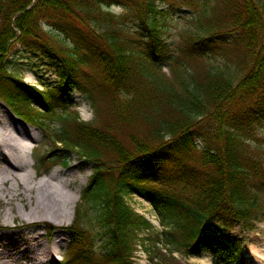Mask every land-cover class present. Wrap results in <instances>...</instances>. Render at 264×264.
Returning a JSON list of instances; mask_svg holds the SVG:
<instances>
[{
    "label": "trees",
    "instance_id": "trees-1",
    "mask_svg": "<svg viewBox=\"0 0 264 264\" xmlns=\"http://www.w3.org/2000/svg\"><path fill=\"white\" fill-rule=\"evenodd\" d=\"M126 1L143 45L123 40L112 25L97 29L106 20L103 10ZM133 1L0 0V102L49 140L40 171L53 167L46 159L64 162L69 151L91 165L79 200L93 220L75 209L62 264H131L137 241L151 264H178L173 253L227 260L237 249L230 231L264 218V151L244 138L252 126L264 127V0L202 1L208 15L197 17L199 33H181L176 56L163 38L170 15L158 10L170 0ZM41 24L69 47L56 51L41 36ZM13 42L49 61L58 75L53 89L37 90L5 70L2 57ZM162 68H170L171 79ZM75 90L95 116L106 109L104 125L66 111ZM127 195L147 201L164 229L135 213ZM93 221L108 236L102 256L85 225Z\"/></svg>",
    "mask_w": 264,
    "mask_h": 264
},
{
    "label": "rangeland",
    "instance_id": "rangeland-1",
    "mask_svg": "<svg viewBox=\"0 0 264 264\" xmlns=\"http://www.w3.org/2000/svg\"><path fill=\"white\" fill-rule=\"evenodd\" d=\"M181 1L182 0H170V7L161 5L158 8V10H165L170 15L167 18L165 17L166 25L163 29V38L165 43L168 45L170 54L174 56L178 55L181 33L185 31L199 33V26L195 21L201 13L205 11L206 15H208L209 11L208 8L207 10H204L202 6V1L206 0H187V2L190 3V6L182 4ZM133 2L137 5L140 4V0H134ZM109 8L110 10L102 11L106 20L101 21L102 23H100V28L96 25L97 29L102 32L112 25V28L120 30L119 35L123 40L143 45L144 38L138 37L135 34L139 21L134 14L135 10H133L134 7L132 2L126 1V6L124 8L116 5ZM178 10L181 11L178 12ZM189 20H192V22H189ZM115 22H118V25H114ZM219 22L221 23L218 30H221L223 21L221 20ZM203 27L205 29L208 28V24L205 20L203 21ZM41 29L43 32L41 33V36L45 38L44 40L47 43L53 45V48L56 51L57 48L63 45H67L69 47L68 41H65V44L63 45H60L58 42L57 38L63 40V35L58 34L49 27H46L45 24H41ZM48 30V33L50 34H44V32L46 33ZM221 31H223V29ZM134 52H136L135 49ZM2 58L3 66L7 72L13 73L24 83H27L32 87L35 86L36 88H40L37 90H43L45 87H47L48 90L53 89L58 82V75L53 69H51L48 60L39 55L31 54L30 51L22 48L17 42H13L9 45ZM190 64L185 65L189 72L194 70V65ZM213 65L218 66L219 64ZM219 67L224 68L222 65ZM229 68L230 70L228 71ZM229 68H225L224 70L226 75L233 72V67L230 66ZM176 69L179 71V66H176ZM170 71V68L161 69V73L168 79L172 78V73ZM181 77H183L187 82L188 75L183 73ZM69 102L70 103L66 108L68 113H76L82 122L92 123L98 127H101L102 124L104 125L100 116L103 118V116L108 115L106 109H103L99 117L95 116L93 108L87 102L86 95L84 93L79 90H75L72 93ZM0 116L5 119V126H8L10 129L15 127L18 132L26 137L25 143L27 142L26 144L31 147L27 158V161L30 163V167L24 168L25 171L34 177V181H38L40 178L49 176L53 171H57L58 176L62 179H69V187L65 188L64 192H66L67 195L74 196L76 200L74 208L72 209V215L70 219H67L66 225L57 226L48 221H23L20 215L27 214L30 209L27 200L21 203L19 199H15L11 205H7L6 199L3 198L0 193V253L7 256H13L14 254L18 256L19 251L22 250L19 249L16 251L14 246H16L19 241H24L26 236L37 237L38 234H40V239L51 251L50 254L52 256V261L50 264H61L64 260V254L67 252L70 245V239L65 231V228L71 225L76 208H80V210L86 209L84 203L79 200V195L81 190L87 185V181L91 175V165L83 164L74 152L69 151V155L66 156L64 162L46 159L45 162L49 165L52 164L51 166L53 167L49 168L48 172L44 176H39L42 171H40L38 167V160L47 156L52 149L49 140L43 136L44 134L40 127L19 121L1 102ZM52 124L56 128L59 127L57 123H50V125ZM203 129L208 131L210 128L207 125H204ZM116 133L118 134V131H116ZM244 138L247 142L253 143V146H258L262 151H264V127L259 125L252 126L250 135L244 136ZM3 152L5 154L4 157H2L0 153V171L3 169H10V166L8 165V162H11L8 159L10 153L7 149H4ZM21 161L23 162L24 160L20 159L18 162H15L18 164ZM53 163L56 164L53 165ZM10 185L11 182H6L4 184V188H9ZM125 201L135 213L147 219L157 230H160L161 226L157 221L156 215L146 201L134 195L125 196ZM22 206H24V208H22ZM86 211L88 213L87 218H92L93 220L91 209H86ZM5 213H9L11 216L15 217L9 221L8 225H4L1 222L2 216ZM85 225L90 228V233L93 235L92 238L94 239V250L97 253L96 256H102L107 253L109 246L106 244V239L108 236L99 231L100 227L95 221H93L92 224L90 222V224L86 223ZM252 225L253 226L250 228H243L241 224H237L235 228L230 231L231 239L235 241L237 252L229 258V261L228 259L221 260L218 257H212L209 253H202L198 257L184 256L178 253H173V256L178 264H264V218L262 221H256ZM49 226H52L54 229L51 230ZM139 237L140 236L138 235L137 239ZM26 241L27 240H25V242ZM7 244H13L14 246ZM141 246L142 245H140L138 241L133 243V251L130 256V261L132 262L131 264H151ZM20 248L24 247L21 246ZM20 258H22V256ZM96 258L99 259L98 257ZM97 259L95 262H98ZM23 260L24 259H21L20 261Z\"/></svg>",
    "mask_w": 264,
    "mask_h": 264
},
{
    "label": "bare ground",
    "instance_id": "bare-ground-1",
    "mask_svg": "<svg viewBox=\"0 0 264 264\" xmlns=\"http://www.w3.org/2000/svg\"><path fill=\"white\" fill-rule=\"evenodd\" d=\"M5 123V119L0 116V153L4 157L3 150L7 149L10 153L8 159L12 162H8L9 170L0 171V193L6 199V204L11 205L15 199H19L21 203L27 200L30 209L27 214L20 215L23 221H48L57 226L66 225L76 201L74 196L64 192L69 187V179H62L57 171H53L49 176L34 181V177L24 168L30 167L27 158L31 147L25 143L24 135L15 127L10 129L5 126ZM20 159L24 161L17 164L15 161ZM6 182H11L9 188H4ZM12 218L15 217L5 213L1 222L8 225ZM21 246L24 248H20ZM14 247L16 251L22 250L19 255L7 256L0 253V264H50L52 261L51 251L40 239V234L37 237L26 236L24 241H19ZM21 259L24 260L20 261Z\"/></svg>",
    "mask_w": 264,
    "mask_h": 264
}]
</instances>
